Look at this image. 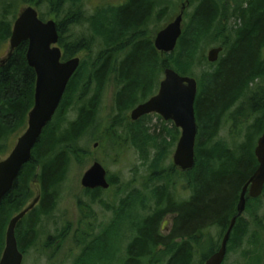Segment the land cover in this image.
Masks as SVG:
<instances>
[{
  "label": "trees",
  "instance_id": "obj_1",
  "mask_svg": "<svg viewBox=\"0 0 264 264\" xmlns=\"http://www.w3.org/2000/svg\"><path fill=\"white\" fill-rule=\"evenodd\" d=\"M15 1L18 0L0 5V43L10 36L18 10L13 7ZM49 1L55 13L71 3L56 21L62 59L80 51L89 54L80 58L52 119L32 148L31 159L22 166L1 201L0 256L7 224L35 197L34 183L38 186V203L19 220L15 236L22 253L36 244L38 225L55 209L72 161L86 157L87 151L78 142L95 127L109 82L115 88L114 113L107 128L113 159L127 144L145 160L152 152L161 157L169 151L180 133L170 120L147 114L131 121L123 115L156 92L164 68L192 76L200 60L199 48L212 38L217 39L222 51L215 62L205 61L209 68L194 77L195 162L191 169L180 172L190 195L177 199L169 187V176L164 178L165 183L149 190L131 187L114 204L104 203L112 217L99 232L75 239L81 247L71 263L194 264L200 251L196 264H202L218 249L221 235L235 214L240 191L258 165L253 150L264 131V0L236 2L226 16L234 17L237 24L219 27L218 31L214 29L225 8L219 0H198L175 49L166 54L154 47V33L148 30L149 23L167 14L166 9L156 8V0H125L119 5L98 6L89 15L80 0ZM40 18L44 19L42 15ZM84 23L91 35L67 40V29ZM94 35L103 46L92 54ZM26 48L27 43L21 42L0 67V155L9 150L5 143L9 134L18 131L19 135L25 128L27 112L33 104L36 75L27 65ZM153 117L157 123H152ZM226 121L232 124L234 133L244 127L241 139L238 135L232 145L219 138ZM107 179L110 186L114 184L113 176ZM104 191L85 190L92 200ZM167 213L174 217L170 232L164 234L161 222ZM243 227L240 222L234 225L228 245L240 239ZM212 230H217L218 241L211 238ZM65 232L53 241L48 237L44 251L59 238L64 240L61 237Z\"/></svg>",
  "mask_w": 264,
  "mask_h": 264
},
{
  "label": "rangeland",
  "instance_id": "obj_2",
  "mask_svg": "<svg viewBox=\"0 0 264 264\" xmlns=\"http://www.w3.org/2000/svg\"><path fill=\"white\" fill-rule=\"evenodd\" d=\"M8 0H0V5ZM38 1V2H37ZM125 0H80L82 8L86 15L94 12L98 6H114L123 3ZM194 1V2H193ZM240 0H219L221 6L225 8L223 17L220 23L214 30L218 31L223 28H229L237 24L234 17H227L231 7ZM198 0H156V8L166 9V15L159 20L154 19L149 23L148 30L155 33V29L170 21L180 7L185 5L183 11V28L189 18L191 11L197 5ZM33 6L38 13L46 19L55 21L65 14L70 9L71 3L68 2L62 8V11L55 13L51 10L49 0H18L14 2L15 8L18 11L26 6ZM218 29V30H217ZM91 35V31L86 23L80 25H71L66 31L67 40L75 39L81 36ZM102 42L94 35L92 45V54L98 52L102 48ZM221 46L217 39H210L209 42L203 44L198 50L199 62L193 68V77L198 76L203 69H207L208 64H205L207 53L212 47ZM9 50L8 40L0 43V59L6 56ZM89 53L80 51L76 55L81 59ZM221 54V52H220ZM219 54V55H220ZM163 76V74H162ZM162 78V77H161ZM197 81V80H196ZM115 88L112 82L107 84L104 91L102 102L99 108L96 125L91 128L86 136L78 142L79 147L87 151L81 161H72L66 180L60 186V196L57 205L53 212L44 217L38 225V240L36 244L23 252L22 264H71L74 257L79 253V245L75 239L88 233L89 236L101 230V228L111 219V210L105 208L104 203L114 204L131 187H139L143 190H149L157 184L164 182V178L169 176L172 180L169 182V187L178 199H185L190 195L189 188L184 184L181 178L180 170L176 168L172 161V155L176 143L169 148V151L161 157L151 153L146 160L141 159L133 147L128 144L125 149L117 154L116 159H113V151L109 140V130L111 115L113 111V98ZM74 113H70L72 117ZM129 112L123 117L127 119ZM130 119V118H129ZM157 118L153 117L152 123H157ZM232 124L225 122L219 131V138L225 140L232 145L237 136L241 139L244 133V127L232 132ZM18 131L9 134L5 143L10 150L18 137ZM93 134V135H92ZM177 142V141H176ZM8 153V152H7ZM0 155V160L6 154ZM94 160L99 161L107 171V176L111 175L115 178L114 184L100 194L99 198L92 200L89 194L80 185L82 173L92 164ZM163 174H160L163 172ZM157 174H154V173ZM163 177L162 180L158 178ZM167 182V180H166ZM165 183V182H164ZM34 193L37 194L38 186L33 184ZM171 213H167L163 221L167 231L171 227V218H168ZM247 223V229L242 239L237 240L239 245L230 243L225 254V261L222 264H264V196L259 197L248 207V212L242 215ZM171 217V216H170ZM80 221L81 224H80ZM161 222V223H162ZM66 230L61 237L64 240L58 239V244L45 247L47 238L50 241L55 240L61 233ZM69 232V233H68ZM68 234V235H67ZM74 234L77 236L75 237ZM211 238L215 241L219 239L217 230L211 231ZM220 243V242H219ZM206 248L204 249V251ZM201 258L200 251H197L194 264L198 263Z\"/></svg>",
  "mask_w": 264,
  "mask_h": 264
},
{
  "label": "water",
  "instance_id": "obj_3",
  "mask_svg": "<svg viewBox=\"0 0 264 264\" xmlns=\"http://www.w3.org/2000/svg\"><path fill=\"white\" fill-rule=\"evenodd\" d=\"M178 13L157 30L153 36L154 47L161 54L175 49L182 33L183 11ZM23 41H27L25 58L27 65L34 69L36 78L33 93V105L27 113L26 128L17 137L9 153L0 160V204L3 197L12 188L22 166L31 159V151L43 128L51 120L66 86L79 66L80 58L71 57L61 60V49L57 46L58 31L54 20L46 21L38 17L36 9L26 6L13 23L9 38V54ZM222 50L221 46L212 47L207 53V60L214 62ZM197 93V81L194 77L179 74L171 67L163 70L157 91L148 99L138 103L129 113L132 121L147 114H158L164 120H171L180 130V135L172 155L173 164L182 171L192 168L195 162V138L197 133L194 101ZM254 155L258 166L243 185L236 206V216L232 217L220 246L202 264H221L227 248L230 232L236 217L245 209L246 196L257 197L264 186V131L257 138ZM82 188L107 189V171L97 160L82 173ZM39 194L22 210L9 220L4 248L0 256V264H22L23 254L19 250L15 236V228L19 220L38 202ZM161 230L165 229L164 224Z\"/></svg>",
  "mask_w": 264,
  "mask_h": 264
},
{
  "label": "flooded vegetation",
  "instance_id": "obj_4",
  "mask_svg": "<svg viewBox=\"0 0 264 264\" xmlns=\"http://www.w3.org/2000/svg\"><path fill=\"white\" fill-rule=\"evenodd\" d=\"M56 27H57V25H56ZM58 31V30H57ZM11 34V33H10ZM58 36H59V33H58ZM10 37V36H9ZM9 39V38H8ZM7 39V40H8ZM59 41V40H58ZM8 53L9 52H7L6 53V56L5 57H3V58H1L0 59V67L1 66H3L4 64H5V62L7 61V59H8ZM262 196H264L262 193L260 194V195H258L257 197H250V196H246V203H245V209L243 210V212L240 214V215H238L237 217H236V221H235V224L234 225H236V223L237 222H240V223H242L243 224V229H244V233L242 234V236L240 237V239H242V237L244 236V234H245V232H246V229H247V223H248V221H246L245 219H244V217L242 216L243 215V213H245V212H248V207L253 203V201H255L256 199H258L259 197H262ZM239 199V198H238ZM236 206H237V204H236ZM236 206H235V214L234 215H232L231 216V218L232 217H234V216H236V213H237V211H236ZM171 216V217H170ZM168 218H171V220H172V222H171V227H172V224H173V217H174V215L173 214H171ZM231 218H230V220H231ZM164 223V221L162 222V224ZM229 223H230V221H229ZM229 223H228V225L226 226V228H225V230H224V232H223V234L221 235V239H220V243H221V240H222V238H223V235H224V233L226 232V230H227V228H228V226H229ZM171 227H170V229H168L167 231H164V230H162V232L164 233V234H168L169 232H170V230H171ZM234 227V226H233ZM229 239H230V236H229ZM229 239H228V242H229ZM239 239V240H240ZM232 241H233V238H232ZM228 242H227V247H228ZM220 243H219V246H220ZM233 245H236V246H238L239 245V242L237 241V240H235V241H233V243H232ZM219 248V247H218ZM217 250V249H216ZM215 250V251H216ZM214 251V252H215ZM226 251H227V248H226ZM226 254V253H225ZM225 261V256H224V259H223V261H222V263ZM221 263V264H222Z\"/></svg>",
  "mask_w": 264,
  "mask_h": 264
}]
</instances>
